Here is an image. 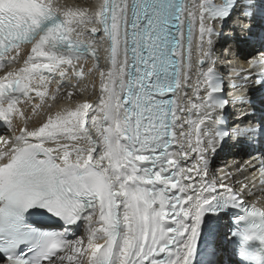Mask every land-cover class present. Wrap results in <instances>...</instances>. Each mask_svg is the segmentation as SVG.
<instances>
[{"label":"snow or ice","instance_id":"obj_1","mask_svg":"<svg viewBox=\"0 0 264 264\" xmlns=\"http://www.w3.org/2000/svg\"><path fill=\"white\" fill-rule=\"evenodd\" d=\"M234 18L264 89V0H0V264H264V108L229 124L255 104L217 69ZM229 142L258 183L215 173Z\"/></svg>","mask_w":264,"mask_h":264},{"label":"bare ground","instance_id":"obj_2","mask_svg":"<svg viewBox=\"0 0 264 264\" xmlns=\"http://www.w3.org/2000/svg\"><path fill=\"white\" fill-rule=\"evenodd\" d=\"M69 3H79V4H86L89 2V0H68ZM224 35L217 40L216 43V58H217V65H219L218 71H225L228 72V69H224L223 66H221L222 63H225V66L227 63L233 62V51H240L242 46L238 45L237 42L239 41L236 39L237 37H241L245 34V32L241 31V26L235 21V18L228 22V25L223 29ZM231 33L235 34V37H229ZM242 44V42H241ZM247 44V43H244ZM219 63V64H218ZM224 65V64H223ZM231 83H236V80L230 81ZM72 83H76L75 81H72ZM86 85L90 88V81H84L81 83L80 87L83 88ZM85 95H91L90 91L88 93H85ZM79 99V97H77ZM227 115L230 114L229 110L227 109ZM10 133L7 131L6 127L3 125H0V135L7 136ZM258 146V145H257ZM233 150H235V145H232V143H229L223 147L222 150H219L218 153L213 158L212 168L217 174V170L224 169V170H230L228 166V159L230 158L231 154L233 153ZM219 175V174H218ZM239 180L243 181L242 177L239 175L234 174ZM225 259H227V256H225Z\"/></svg>","mask_w":264,"mask_h":264}]
</instances>
